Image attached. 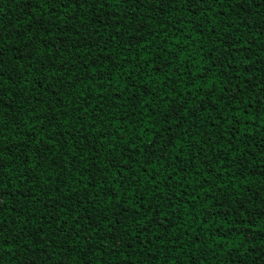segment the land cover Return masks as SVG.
Segmentation results:
<instances>
[{"label": "trees", "instance_id": "obj_1", "mask_svg": "<svg viewBox=\"0 0 264 264\" xmlns=\"http://www.w3.org/2000/svg\"><path fill=\"white\" fill-rule=\"evenodd\" d=\"M125 7L120 0H109V7L104 9L93 6L94 11H83V26L77 24L71 34L65 35L59 27H53L51 31L54 38L41 39L48 34L24 35L30 16L16 0H0V36L6 37L0 47L4 52V64L0 71L8 77L7 81L0 82V86H10L13 92L12 98L5 97L3 110H0V147L5 148L3 162L9 164V155L20 156L21 153L13 146L19 145L22 151L27 146L24 143L25 137L35 138V133L43 127L37 121L35 130L29 132L32 127V105H35L36 111L40 113L46 108L51 110L52 106L63 108L67 105L68 123L65 127L70 129L76 138L75 141L69 138L68 144L74 143L78 152L90 144L94 146L93 151L97 157L94 158L87 151L83 156L72 152L65 153L68 145L64 144L63 138L56 137L60 139L62 147L59 150L52 148V152L56 154L52 168L45 164L43 167L32 169L34 187L19 175L27 168V162L32 159L31 155L22 157L25 163L16 159L14 165H9L12 171L4 170L0 179L8 186L5 189V199L9 208L3 209L0 219L7 220L10 224L4 236L12 237L20 232L19 244L23 247H18L15 241L9 239L8 242L17 251L14 256L3 252L0 264H23L29 256L33 259H44L41 256L42 248L51 254L48 264H64L67 253H61L57 261L60 249L56 248L55 244H60V239H41L33 229L35 224L44 223L45 211L50 212L51 207L60 203L59 197L62 194L75 190L72 200L63 201L66 206L71 207L85 184H89V190L92 192L96 191L91 188L92 184L101 188L95 207L88 205L93 221L96 222L98 215L103 217L101 210L107 207L109 199L113 204L107 208L108 218H117L113 213L117 211L118 195L120 210L127 211V230L131 233L132 216L137 207L134 202L136 199L142 198L140 215L147 220L148 216H154L155 213L148 212L145 216L144 209L155 208L159 203L152 195L154 190L159 188L165 194L180 191L174 186L178 182L175 175L171 177L173 186L170 187L164 182L168 173L179 167L178 161L169 166L170 162L166 158L170 154L176 156V150L183 147L184 151L179 159L186 160L189 145L193 144V140L202 141L203 134H211L213 127L222 132L224 138L211 149L205 147V151L198 153L196 159L190 162L195 168L190 167L186 173H181V176H187L181 186L187 195L183 200L178 195L171 202L174 208L169 207L168 202L160 204L158 211L169 214L164 226L158 228L156 223H152L147 234L138 236L127 248L123 242L132 240L130 235L117 241L111 235L105 240L103 236L94 234L90 247L98 246L99 254L91 256L92 264H171L172 260H176L177 264H191L192 261L197 264H264V218L258 215L259 211L264 209V204H260L254 196L252 203L247 202L253 193L264 198V105L258 103V100L264 101V25L260 24L264 19V0H253L250 5H245L251 16L240 13L238 8L230 7L229 0L213 7L211 13L202 12L199 16L195 14L197 9L188 8L182 0H176L174 6H165L163 9L157 8L156 3H146L134 14L147 25L146 34L142 38L143 45L134 47L131 42L136 37L124 34L131 29L114 32L111 27L99 28L98 21L92 23L97 17L122 15ZM114 9L119 11L114 13ZM43 10L41 5L31 15H39ZM128 10L131 11L130 5ZM56 12L60 14L61 10L56 9ZM70 14L71 7L63 16L67 18ZM75 14L81 15L79 10ZM241 16L244 17L243 24ZM84 19L88 23H83ZM63 22V19L57 21L60 24ZM20 36L29 40V44L31 40L38 42L29 50L24 47ZM189 37L191 43L188 42ZM165 38L167 44L163 43ZM176 40H180L181 44L177 45ZM228 41L236 45L237 61L246 54L254 63L245 59L243 64L230 65L228 76L232 79L226 85L227 77L222 74V70L213 66L209 71L208 64L210 59L215 61L216 65L220 63L217 57L224 52L225 43ZM242 43H250L253 47L250 50L247 47L242 48ZM42 45L46 46L41 47ZM57 47L60 51H57ZM181 47L186 50L179 52ZM15 48H20L22 54L16 55L12 50ZM166 54L168 60H164ZM89 59L91 62L88 64L86 77L83 65ZM41 60L43 63H40ZM61 60L64 63H61ZM165 63L176 65L180 71L177 72L175 68L161 70L160 67L152 66H162ZM45 66L49 72L66 70L63 78L59 77V74L50 78L63 79L65 93L69 91L67 81L72 80L75 88L71 90V95L65 96L63 100H53L51 89L48 90L47 96L41 95L44 91L41 87L43 81L38 77L44 74L42 69ZM237 68L241 70L238 76L235 74ZM69 72H76L75 77L70 76ZM93 72L95 75H92ZM89 78L93 83L85 88ZM53 87L57 85L53 84ZM232 89H235L236 99L232 100L228 108L219 102H213L222 95V90L228 91L231 96ZM97 91L103 97L104 107L103 110L89 109L92 115L97 117L95 130H92L88 127L87 117L78 118L80 113L76 109V101L81 96H90L91 103L100 104ZM33 95L44 103L37 104ZM69 101L73 103L69 104ZM185 111L188 115L184 118L186 122H182L183 129H190L187 134H184L183 129L174 121H168L166 115L161 119L162 115L171 112L179 120ZM244 112L255 119H245L240 115ZM63 119L61 117L62 121ZM166 125L170 131H165ZM230 132L234 133V138L229 136ZM107 133H111L114 138L111 139L110 145L101 147L103 141L100 136L105 135L108 139ZM81 137L86 139L81 142ZM158 139L160 144L156 145ZM215 139L213 136L212 143ZM125 140L129 143L125 144ZM133 140L138 147L133 148ZM169 140L172 143L167 144L165 150L163 146ZM149 142L155 145L156 155L152 157L155 169L145 165L148 171L144 172L139 169L144 157L150 155ZM229 144L231 148L228 147ZM112 146H115V150L110 151ZM197 147L193 146L192 151L195 152ZM65 154L72 161L68 166L71 171L67 170L62 159ZM121 156L131 157V169L136 172V179L131 183L133 178L125 173L123 179L126 183L117 189L114 183L117 170L112 167L105 170L104 165L120 159ZM161 156L165 159L157 158ZM83 157H87V160ZM217 157H222L223 167L216 163ZM48 159L51 160L52 156ZM208 160L213 161L211 166ZM61 167H65V170L57 177L56 173ZM210 167L217 170L211 172L208 180L205 181L203 176H196L197 168L204 170ZM102 175L107 177L106 184L101 183ZM153 176L156 179L155 184L151 179ZM188 181L194 182L189 185ZM109 184L112 185L111 189L108 188ZM201 184L203 188L200 187ZM129 187L135 192L134 198L132 192L127 191ZM29 188L31 192L26 195ZM208 188L210 191L205 192L204 189ZM16 190H19V195H14ZM192 196L196 199H191ZM125 200L131 205L130 209L125 205ZM45 201L49 204H45ZM20 212L23 217L18 215ZM30 213L35 214V224L25 226L23 218ZM68 215L71 216L72 213L69 212ZM245 216L250 219H244ZM202 219H207L209 225L215 224L218 228L202 229L199 226ZM246 224L251 226L245 227ZM100 228L107 235V228L102 222ZM63 231L68 232L69 229ZM158 233H165L163 243ZM198 233L200 235L197 237ZM193 237L200 240V247L193 245ZM63 242L64 246L72 245L77 251L86 243L75 237H64ZM78 259V255H73L68 259V264H76Z\"/></svg>", "mask_w": 264, "mask_h": 264}, {"label": "snow or ice", "instance_id": "obj_2", "mask_svg": "<svg viewBox=\"0 0 264 264\" xmlns=\"http://www.w3.org/2000/svg\"><path fill=\"white\" fill-rule=\"evenodd\" d=\"M17 4L24 9V11L29 14L30 18L28 20V26H26L25 34H32L37 35L39 33H47V37H41V39H52L53 33L51 29L53 27H59L62 32H64L65 35L71 34L73 30L76 28L77 24L82 25V14L84 10L94 11L93 6L96 8L104 9L109 7V0H16ZM121 3H123L126 7L124 9V12L122 15H108L104 18H95L92 23L99 22V28L101 29H107V28H113L114 32H121L122 29H131L130 32L125 31V35H131L136 37L135 40L131 42V46L136 45H143V37L146 34L147 25L143 20H140L139 18L135 17L136 11L144 7L146 3L152 4L156 3V7L163 9L165 6L172 7L175 5L176 0H120ZM182 2L187 5L188 8L197 9L196 15L199 16L202 12L211 13L213 7L219 4H223L224 0H182ZM253 2V0H229V6L238 8L240 13H247L248 16H251V12L248 11V8L245 7V5H250ZM43 6L44 10L40 11L39 15H31L33 11H35L39 6ZM131 6V11L128 10V6ZM69 7L72 9V14H70L67 18L63 16L64 12H67ZM56 9H60L61 13L57 14ZM79 10L81 15H76V11ZM119 11L118 9H114L113 12ZM63 19L64 22L62 24L57 23L58 20ZM119 22V23H118ZM83 23H88L86 19L83 20ZM241 23H244V17L241 16ZM261 25H264V19L260 21ZM134 25V27H133ZM247 27V25H245ZM35 30V31H34ZM211 31V30H210ZM99 34V33H97ZM264 34V33H262ZM6 37L0 36V47H2V41ZM20 40H22L24 47L31 50V47L35 45L38 41L31 40V44H29V40H25L24 36L19 37ZM29 39H31V36H29ZM188 42L191 43V38H188ZM62 43V42H61ZM163 43L167 44V38L163 41ZM175 43L177 45L181 44L180 40H176ZM46 45H42L41 47H45ZM240 47H247L249 50L253 47L252 44H241ZM16 55H21V49L15 48L12 49ZM186 49L183 47L179 48V52H184ZM236 45L232 43L231 41H228L225 43V50L224 52L217 57V60L220 61L218 65H216L215 61L209 60L208 64V70L210 71L213 66H217L219 69L222 70V74L227 77V80L225 81V84L231 82V76H228V69L230 65L234 63H244V60H248L251 63H254L251 61V57H248L246 54L241 57L240 61H237L236 59ZM39 51V50H37ZM57 51H60V48L57 47ZM101 51H106L105 49H101ZM4 52L0 50V67L3 66L4 60H3ZM147 59V57L145 58ZM175 59V57H174ZM164 60H168V55L166 54L164 56ZM90 59L83 65V68L85 69V76H88L87 68L88 64L90 63ZM40 63H43L41 60ZM61 63H64L63 60H61ZM75 63V61H73ZM153 67H160L161 70L163 68H175L177 72L180 71V68L176 65H172L170 63H165L162 66L161 65H152ZM31 67V64L29 65ZM43 75L39 76L38 79L43 81L41 84V87L44 89V91L41 93V95L47 96L48 90L51 89V95L53 100L60 99L63 100V98L67 95H71V90L75 88V84L72 82V80L67 81V87L69 91L65 93V82L63 79H56L53 80L50 77H56L57 74H59V77L63 78L65 76L66 70H57L49 72L47 66H45L42 69ZM241 70L239 68L236 69V75H240ZM70 76L75 77L76 72H69ZM92 75H95L93 72ZM158 79V78H157ZM167 79V77L165 78ZM8 80V77H6L3 73V71H0V82H5ZM83 80V78H81ZM93 81L89 78L87 84H85V88H88L92 85ZM53 84L57 85V87H53ZM190 94V93H189ZM97 97L101 101L100 104H94L91 103V97L90 96H81L76 101V109H78L80 116L79 119H83L87 117L89 119V125L88 127L92 130H95V125L97 122V117L92 115V111H89V109H92L93 111L96 108H100L103 110V97L100 95L99 91L96 93ZM5 97L12 98L13 92L12 88L9 86L7 88L0 86V110H3V101ZM18 99V97H17ZM33 99L36 100L37 104H43L44 101L41 100L39 97L33 95ZM236 99V92L235 89H232V95H229L228 91L222 90V95L220 97H217L215 101L213 102H219L222 104L225 108H228L231 105L232 100ZM76 100V98H74ZM201 101L203 102V97H201ZM73 103V101H69V104ZM261 105H264V101H259ZM10 110V109H9ZM199 110V109H198ZM174 111V110H173ZM31 113V122L32 127L29 128V132H33L36 128V122L39 121V123L43 126L41 127L39 132L35 133V138L33 137H25L24 143L27 145L23 148L21 151L19 145L13 146L17 152H20V156H8L9 164H5L3 153L5 152V148L0 147V177H3L4 170L7 169L9 171H12L13 169L9 167V165H14L16 159H21L22 163H25L22 159L24 155H31L32 159L27 162V168L25 171H22L19 173L20 176L24 177V180L33 187L34 182L33 178H31V172L32 169L37 167H43L45 164H47L48 168H52L55 161V153L52 152V148H57L59 150L62 145L60 144V139H57L56 137H60L64 139V144L68 145L65 149V153L72 152L74 154H79L83 156L84 152H89V155H92L95 157V152L93 151L94 146L85 145L84 148L80 149L79 152L77 151V148L75 144H68V139L71 138L75 141V137L72 135V132L70 129L65 127V125L68 123V108L67 105H65L63 108L59 106H52L51 110H48V108L45 109L43 113L36 111V106L32 105L30 108ZM165 115L167 116L168 121H174L176 124L180 126L181 129H183V122H186L184 119L187 117L188 113L185 111L184 116L180 117L179 120H177L171 112L165 113L161 116V119L163 120ZM241 116H243L245 119H255V117H251L247 114V112L240 113ZM61 117H63V121L61 120ZM198 119V117H197ZM219 118L217 117V120ZM183 121V122H182ZM194 126V125H193ZM50 130V131H49ZM165 131H170V128L166 125ZM190 129H183L184 134H187ZM204 139L202 141L200 140H193V144L189 145V152L186 156V160L179 159V156L181 153H183L184 149L183 147L177 149V155L172 156L171 154L166 158L169 160L170 165L176 164L177 161L179 162V167L174 168L173 172L168 173V175L165 177V183H168L169 186H173V182L171 181V177L175 175L178 178V182L174 184V186L179 189L180 191H172L168 194H165L163 190L157 188L153 191L152 195L153 197L159 202L155 208H147L144 209L145 216H147L148 212H154V216H148L147 220H145L144 216L140 215L141 208H142V198L136 199L134 202L137 204V207L135 208V212L132 216V222H133V229L132 232L129 233L127 230V221H128V215L127 211H121L120 205H119V196L117 195V211L113 213L114 216H116V219H109L107 215V208L111 207L113 204V201L111 199L108 200L107 207L103 210V217L97 216L96 222L93 221V217L91 213L88 211V205H92L95 207L96 201L100 197L101 188L96 185L92 184L91 188L96 189L95 192H92L89 190V184H85L84 188L80 190L81 194L77 198V200L72 202L71 207L66 206L63 201L65 200H72L73 192H67L65 194H62L59 197L60 203H58L56 206L51 207V211H45L44 213V223L43 224H35V214L30 213L27 217L23 218V223L25 226L30 224H35V228L33 231L40 236L41 239H51L52 237H56L57 239H60V244H55L56 248L60 249V252L57 253V261H59V256L61 253H67L68 256L65 257L64 264H68V259L73 255H78L79 259L76 262V264H92L91 256L98 255L99 254V247L96 248L90 247L92 244V236L95 234L97 236H103L105 240L108 239V236L111 235L114 237L115 240L119 241L123 236L130 235L132 236V240H126L123 242L124 247H130L131 243L138 237L146 235L148 232L149 227L152 223H156L157 227H163L165 222L169 218V214L167 212H161L158 211L160 204H164L165 202H168L169 207L174 208V204L171 202L174 201L177 196L179 195L180 199L183 200V197L187 195V192L184 191V189L181 187L185 180H187V176H181L182 172H187L190 167L195 168L194 164H191V161H194L196 159V156L200 152L205 151V147H208L209 149L215 147L216 144H220V142L223 140V133L220 132L218 129L213 127L212 133L209 134L208 132H205L203 134ZM213 136L216 137L215 142L212 143ZM229 136L234 138V133H229ZM108 139L105 138V135L100 136V140L103 141V144H101V147H106L111 144L112 137L111 133H107ZM81 142H83L86 137H81ZM173 139H175L173 137ZM125 144H128L129 141L125 140ZM133 148L138 147L135 144V141H131ZM172 141L169 140L166 142V144L163 146L164 149H167V144H171ZM160 144V140H156V145ZM47 145V146H45ZM193 146H198L196 148V151H192ZM223 146V145H222ZM229 148H231V145H228ZM155 145H152L151 142H149V152L150 155L144 157V162L140 166L139 170H142L144 172L148 171V168L145 167L151 166L155 169V165L152 164V157L156 155L154 151ZM115 150V146H112L110 151ZM132 149H129L131 151ZM232 151H236L237 149H231ZM52 156V159H48L49 156ZM85 160H87V157H83ZM158 159H165L164 157H157ZM62 159L65 161V167H67L68 171H71V167H68L72 164V161L69 160L67 154H65ZM207 159V156L205 157ZM187 161V162H186ZM133 161L131 160V157H123L121 156L120 159H115L114 162L106 163L104 165L105 170L109 167H112L117 170V172L114 174V183H116V188L119 189L126 181L123 179L125 173L130 174V176L133 178L131 183L135 182L136 179V172L131 169V164ZM203 164V161H201ZM213 163L212 160H208L209 166H211ZM216 163L219 164L220 167L224 166V162L222 157L216 158ZM56 167H60L59 165H55ZM127 166V167H125ZM65 167H61L60 171L56 173V176L59 177L61 172L65 170ZM47 171V169H45ZM217 169L211 168L210 169H204L201 170L199 168L196 169V176H203L204 180H208V178L211 175V172L216 171ZM50 174V173H49ZM153 183H156V179L153 176L152 178ZM194 181H188L189 185L193 183ZM47 179L45 180V184H47ZM101 183L106 184L107 183V177L103 176L101 177ZM0 185H3V187H0V215H2L4 208H9L8 202L5 199L7 196V192L5 189L8 187L7 184H5L3 179H0ZM201 188H203V184L200 185ZM108 188L111 189L112 185L109 184ZM43 191V189H41ZM128 192H132V198L135 197V192L131 187L127 189ZM195 191V189H194ZM205 192L210 191V188L204 189ZM31 192V188L26 190L27 193ZM19 190H16L14 195H19ZM253 196L256 197V199L259 200L260 204H264V198H260L258 194L253 193L252 196L248 197L247 202L252 203L253 202ZM35 200V198L33 197ZM191 199H196L195 196H192ZM39 203V201H35ZM45 204H49L48 201L44 202ZM125 205L127 208H131V205L128 204V201L125 200ZM43 206V205H42ZM11 209H9V212ZM194 211V210H193ZM243 211V209H241ZM71 212L72 215L69 216L68 213ZM19 216L23 217V213H18ZM258 215L262 218H264V209H261L258 213ZM244 219H250L249 217L245 216ZM71 220V223L69 221ZM83 222V223H82ZM104 224V227L107 228V235L101 230L100 223ZM119 225V228L117 226ZM10 224L7 220L0 219V259H2V253L8 252L10 255H15L17 249L13 248L11 246V243H9V239L12 241H15L18 245V247H23L22 244H19V240L21 238V233L17 232L15 236L12 237H5L4 233L7 228H9ZM202 229H207L209 227L212 228H218L217 225H209L207 219H202L201 224L199 225ZM238 226V225H237ZM251 225H245V227H250ZM63 229H69L68 232H64ZM23 231V229L21 230ZM160 236V241L163 243V237L165 233H158ZM200 235V233L197 234V237ZM77 238L78 240L85 241L83 247H81L78 251L75 247L72 245L64 246L63 238ZM197 237L192 238V243L196 247H200V240ZM223 242V241H222ZM151 243V241H149ZM141 246H143L141 244ZM119 247V245H117ZM183 247V245H181ZM31 251V249L29 250ZM41 256L44 257V259H33L31 256L26 257L23 261V264H48L49 261H51V254H48L46 250L43 248L41 249ZM159 259V258H157ZM161 264H164V262H161ZM171 264H177L176 260H172ZM191 264H197L196 261H192Z\"/></svg>", "mask_w": 264, "mask_h": 264}]
</instances>
